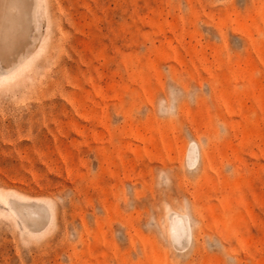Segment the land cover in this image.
Returning a JSON list of instances; mask_svg holds the SVG:
<instances>
[{
    "label": "rangeland",
    "instance_id": "374dc122",
    "mask_svg": "<svg viewBox=\"0 0 264 264\" xmlns=\"http://www.w3.org/2000/svg\"><path fill=\"white\" fill-rule=\"evenodd\" d=\"M30 2L0 264H264V0Z\"/></svg>",
    "mask_w": 264,
    "mask_h": 264
},
{
    "label": "bare ground",
    "instance_id": "6f19581e",
    "mask_svg": "<svg viewBox=\"0 0 264 264\" xmlns=\"http://www.w3.org/2000/svg\"><path fill=\"white\" fill-rule=\"evenodd\" d=\"M37 7L39 4H36ZM31 10L30 0H0V54L5 60H8L7 53L13 48L18 53L21 51L25 42V33L21 30L26 27L27 13ZM28 65L27 58H23L13 67L15 70H21ZM29 212L30 214L36 213L34 209H29Z\"/></svg>",
    "mask_w": 264,
    "mask_h": 264
}]
</instances>
